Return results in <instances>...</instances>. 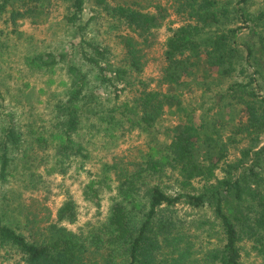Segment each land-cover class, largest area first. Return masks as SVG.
<instances>
[{
	"label": "trees",
	"instance_id": "16d2710c",
	"mask_svg": "<svg viewBox=\"0 0 264 264\" xmlns=\"http://www.w3.org/2000/svg\"><path fill=\"white\" fill-rule=\"evenodd\" d=\"M58 4L79 39L58 54L25 59L33 70L62 65L67 83L52 95L47 122L29 124L34 137L28 143L0 90L1 185L19 181L35 191L46 182L44 173L84 167L83 129L101 139L103 149L133 134L138 143L131 159L113 155L91 174L83 199L98 209L108 194V206L76 228L69 227L79 214L70 196L37 225L31 212L24 223L9 213L1 192L0 264H243L246 250L264 264V1L174 0L173 12L184 21L167 27L156 78L143 76L142 58L168 16L165 6L156 0H0V21L16 32L19 21L40 20ZM86 8L106 16L105 30L120 54L84 39ZM95 85L111 89L114 101L96 95ZM195 104L206 111L198 121ZM178 203L212 213V221L198 226L215 231V242L210 232L208 238L191 234L175 212Z\"/></svg>",
	"mask_w": 264,
	"mask_h": 264
},
{
	"label": "rangeland",
	"instance_id": "374dc122",
	"mask_svg": "<svg viewBox=\"0 0 264 264\" xmlns=\"http://www.w3.org/2000/svg\"><path fill=\"white\" fill-rule=\"evenodd\" d=\"M128 1L143 2V0ZM156 1L165 6L168 16L162 21L154 44L143 50V76L145 78H156L159 74L163 63L161 57L162 42L168 33L167 27L178 26L184 21L182 17L173 12L174 0ZM263 1L257 0L258 3H263ZM51 9L48 15L40 20L26 19L19 21L16 32L10 31V27L5 26L0 21V90L5 96L6 111L13 114L17 127L22 133H20L22 140L26 143L33 140L34 137L30 133L29 124L36 126L41 121L46 120L45 122H47L48 114L50 115L49 108L52 95L61 92L67 83V75L62 65L57 64L53 72L33 70L32 67L27 65L26 56L42 52L58 54L78 40L80 36V34H74L71 26L63 18L64 9L62 4L53 6ZM96 9L99 10L97 7ZM82 20V22L89 20L85 34H83L84 39L93 38L102 44H106L113 53L120 54L121 47L116 43L117 39L105 30L106 16L104 17L103 14L100 16L86 8ZM120 56L117 55L115 58ZM95 86L97 87H94V93L102 100L109 98L111 103L114 101L112 100L113 93L111 89L98 87L99 85ZM107 91H109L108 94ZM184 98V102H186L188 97L184 96ZM195 106L197 109L194 117L198 121L205 117L206 111L205 108H200L198 104H195ZM86 132L83 129L79 137L89 152V159L85 161L84 167H80L79 163H76L64 175L44 173L43 178L46 182L35 191L24 189L19 181H11L7 186H2L0 183V196L1 192H5V195L8 196L9 213L14 212L20 218V221L24 223L26 212H31L35 214L36 224L42 225L43 222L55 216V211L65 196L72 197L78 204V219L75 224L69 226L71 228H76L78 225L105 213L109 202L108 194L101 197L100 207L96 209L83 199L82 187L92 178L93 175L91 174L97 172L100 162L109 161L113 155L130 156L129 159H131L138 138L133 134L127 139H119L115 148L103 149L99 143L101 139L91 138ZM112 179H115V177L112 176ZM45 188L48 189V192L45 191ZM45 196L50 197L45 200ZM174 209L176 214L190 225L189 231L191 234L208 238L206 232H210L211 236L213 235L211 242L216 241L215 231L209 230L204 231V233L201 226H198V223L202 220L212 221L213 216L208 209L193 208L184 203L176 204ZM246 252H241L243 264H262L258 256L252 252ZM1 264H13V262Z\"/></svg>",
	"mask_w": 264,
	"mask_h": 264
}]
</instances>
